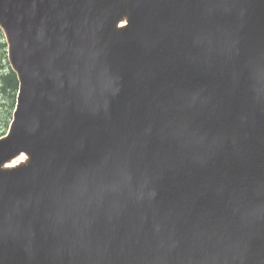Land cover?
I'll use <instances>...</instances> for the list:
<instances>
[{
	"label": "water",
	"instance_id": "95a60500",
	"mask_svg": "<svg viewBox=\"0 0 264 264\" xmlns=\"http://www.w3.org/2000/svg\"><path fill=\"white\" fill-rule=\"evenodd\" d=\"M144 1L153 47L162 44L164 30L170 23H182L183 32L194 35L201 28L220 30L232 47L235 70L246 54L248 65L239 71L241 80H253L248 88L264 90V0H164L167 4L161 9L156 8L159 0ZM119 4L120 0H0V24L20 80L16 122L10 133L15 145L2 149L5 141L0 142V162L13 155L15 150L10 148L14 146L33 154V159L22 168L0 170V264H60L58 258L67 259L63 264H90L103 252L111 254L110 264L120 262V258L130 259L122 264H154L150 247L138 241L136 232L112 241V251L103 237L80 229L83 224L79 216L100 201V169L104 168L100 142L95 157L88 146L83 153L60 161L63 174L72 169L60 183L64 209L55 226L40 225V234L35 237L32 226L24 224L25 209L20 205L24 187L40 191L43 185L52 183L42 168L50 141L75 134L88 116L91 119L87 124L95 126V113H102L109 105L108 97L121 93L126 86L123 76H129V70L119 54L126 31L117 30L114 21L127 13ZM241 11L244 17L238 19ZM164 13L169 21L162 17ZM241 44L244 48L239 49ZM137 56L145 65L142 57ZM123 57L137 61L133 54ZM259 95L258 98L263 97ZM260 103L264 105V101ZM230 135V128L219 125L194 140L193 148L197 151L213 145L211 136ZM81 140L73 135L71 142ZM199 174L193 170V176ZM152 180L156 181L153 177ZM131 185L129 194L138 195L139 183L132 181ZM121 205L125 207L124 202ZM141 218L137 226L144 225ZM126 220L117 216L114 226H122ZM94 226L95 223L91 224L88 230ZM66 228L72 230L66 233ZM244 233L238 232L234 240ZM187 255L184 250V257ZM204 263L205 260L199 262Z\"/></svg>",
	"mask_w": 264,
	"mask_h": 264
},
{
	"label": "rangeland",
	"instance_id": "374dc122",
	"mask_svg": "<svg viewBox=\"0 0 264 264\" xmlns=\"http://www.w3.org/2000/svg\"><path fill=\"white\" fill-rule=\"evenodd\" d=\"M0 41H2V38ZM2 50L3 49L0 47V75L4 73L6 68H9L5 53L3 54ZM10 91L11 90H9L7 87H5L3 90L0 88V127L4 125L8 116V111H10V105L12 102V97L9 95Z\"/></svg>",
	"mask_w": 264,
	"mask_h": 264
},
{
	"label": "trees",
	"instance_id": "16d2710c",
	"mask_svg": "<svg viewBox=\"0 0 264 264\" xmlns=\"http://www.w3.org/2000/svg\"><path fill=\"white\" fill-rule=\"evenodd\" d=\"M9 80H10V83H11L12 87H14L15 86V81L13 79V75L9 76Z\"/></svg>",
	"mask_w": 264,
	"mask_h": 264
}]
</instances>
